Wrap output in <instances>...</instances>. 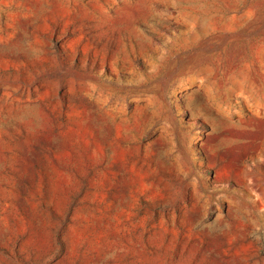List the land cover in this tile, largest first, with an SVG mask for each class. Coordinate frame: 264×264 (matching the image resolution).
I'll return each instance as SVG.
<instances>
[{
    "label": "rangeland",
    "instance_id": "1",
    "mask_svg": "<svg viewBox=\"0 0 264 264\" xmlns=\"http://www.w3.org/2000/svg\"><path fill=\"white\" fill-rule=\"evenodd\" d=\"M0 264H264V0H0Z\"/></svg>",
    "mask_w": 264,
    "mask_h": 264
}]
</instances>
